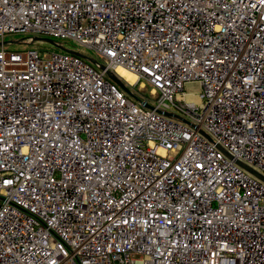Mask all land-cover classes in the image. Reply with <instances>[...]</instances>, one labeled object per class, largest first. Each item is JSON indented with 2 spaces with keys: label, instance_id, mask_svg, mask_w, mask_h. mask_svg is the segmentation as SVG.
I'll return each mask as SVG.
<instances>
[{
  "label": "built area",
  "instance_id": "built-area-1",
  "mask_svg": "<svg viewBox=\"0 0 264 264\" xmlns=\"http://www.w3.org/2000/svg\"><path fill=\"white\" fill-rule=\"evenodd\" d=\"M12 33L104 68L0 46V264H264V0H0Z\"/></svg>",
  "mask_w": 264,
  "mask_h": 264
},
{
  "label": "rangeland",
  "instance_id": "rangeland-1",
  "mask_svg": "<svg viewBox=\"0 0 264 264\" xmlns=\"http://www.w3.org/2000/svg\"><path fill=\"white\" fill-rule=\"evenodd\" d=\"M28 37L49 38V39L54 40L57 43L62 44L63 46H65L68 49H73V50L79 51L86 56L97 59V55L92 50L86 49L83 47H79L70 40L54 39V38L45 37L42 35H35V34H31V33L8 34L4 40V42H8L6 44V49L10 50V51H24V50H27L29 48H34V49H39V50H47V51L58 50L52 44H50L47 41H43V40H35L31 44H27L26 38H28ZM22 39H24V43H26V44L19 43V40H22ZM119 76L131 91H134L136 93L149 95V93L151 91L150 85L145 84L144 86H142L141 84H137L136 86H133V85H131L132 83H129L128 81H126L121 75H119ZM184 93H185L184 95L178 94L177 99L183 100L186 103L195 104L196 106H198L200 108L203 106L204 101L201 98L202 86H201L200 82L190 81V82L185 83Z\"/></svg>",
  "mask_w": 264,
  "mask_h": 264
},
{
  "label": "water",
  "instance_id": "water-1",
  "mask_svg": "<svg viewBox=\"0 0 264 264\" xmlns=\"http://www.w3.org/2000/svg\"><path fill=\"white\" fill-rule=\"evenodd\" d=\"M32 39H33V40H32L33 42H34L35 40H43V41H47V42H49L50 44H52L55 48H57V49L60 50V51H63V52H67V53H71V54L77 55V56H79V57H81V58H83V59H85V60H87V61H90L92 64L99 65L101 68H104V66H103V65H102L97 59L92 58V57H89V56H86V55L82 54V53L79 52V51H76V50H73V49H68V48H66L65 46H63L62 44L57 43V42H55V41L52 40V39H49V38H38V37H32ZM7 43H8V42H0V46L5 45V44H7ZM108 77H109L113 82H115L116 84H118V85L121 87V89H123V90H124L129 96H131V97H133V98L139 100V99L135 96V94H134V93L128 88V86H126V84L122 81V79H121L116 73L108 72ZM143 103H145V106H146V107H148V108H152V106H151L150 104H147L146 102H143ZM162 113H163L164 115L168 116V117H174V118L180 119V120H182L183 122H186V123L189 124V122H188L185 118H183V117H181V116H179V115H175V114L170 113V112H162ZM201 132H202L203 134H205V135L208 137V135H207L204 131L201 130ZM240 165L243 166L244 168L248 169L249 171H252V172H253L256 176H258L259 178H263L259 173L254 172V170H252L251 168L246 167V166H244L243 164H240Z\"/></svg>",
  "mask_w": 264,
  "mask_h": 264
},
{
  "label": "bare ground",
  "instance_id": "bare-ground-1",
  "mask_svg": "<svg viewBox=\"0 0 264 264\" xmlns=\"http://www.w3.org/2000/svg\"><path fill=\"white\" fill-rule=\"evenodd\" d=\"M116 73L121 75L129 83H135L137 80L136 74H134L133 72L125 68H122V67L117 68Z\"/></svg>",
  "mask_w": 264,
  "mask_h": 264
}]
</instances>
